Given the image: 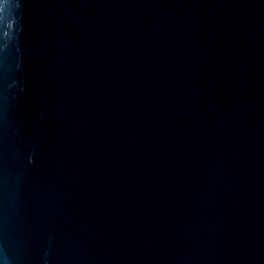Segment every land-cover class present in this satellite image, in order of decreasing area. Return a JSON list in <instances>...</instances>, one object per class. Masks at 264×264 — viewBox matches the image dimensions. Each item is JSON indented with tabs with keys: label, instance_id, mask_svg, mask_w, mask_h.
Masks as SVG:
<instances>
[{
	"label": "water",
	"instance_id": "95a60500",
	"mask_svg": "<svg viewBox=\"0 0 264 264\" xmlns=\"http://www.w3.org/2000/svg\"><path fill=\"white\" fill-rule=\"evenodd\" d=\"M0 264H233L202 0H0Z\"/></svg>",
	"mask_w": 264,
	"mask_h": 264
}]
</instances>
